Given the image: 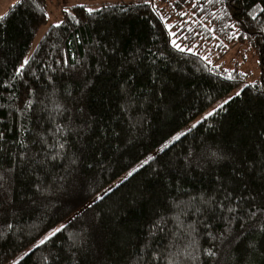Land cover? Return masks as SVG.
<instances>
[{
	"label": "trees",
	"instance_id": "trees-1",
	"mask_svg": "<svg viewBox=\"0 0 264 264\" xmlns=\"http://www.w3.org/2000/svg\"><path fill=\"white\" fill-rule=\"evenodd\" d=\"M169 8L0 13V264L73 212L11 264H264V0ZM240 42L251 80L215 61Z\"/></svg>",
	"mask_w": 264,
	"mask_h": 264
},
{
	"label": "rangeland",
	"instance_id": "rangeland-1",
	"mask_svg": "<svg viewBox=\"0 0 264 264\" xmlns=\"http://www.w3.org/2000/svg\"><path fill=\"white\" fill-rule=\"evenodd\" d=\"M3 1H5V0H2V2ZM12 1L13 0H9V4ZM39 1L47 8V10H48V23H51V22H56V21L59 20V18H60L59 8L61 6H63V5H68V4H71L73 2H82V3H85L88 6L92 7V6H95L96 4H98L99 2L105 1V0H39ZM150 1H155L156 2L158 7L161 8V11H162L163 15L167 16L168 14H171V10L172 9L169 8V1H172V0H150ZM6 8L4 6L0 7V13H2ZM45 26H46V24H44V26H42V27L44 28ZM42 27L38 31L37 36L41 33V31L43 29ZM215 61L216 62H220L227 70L236 69V70L242 71L245 74V76H246L244 81L245 80H251V79L255 78L258 75V73H259V65H258V60H257L256 54L252 50V48L248 45V43H246V42H240V43H236V44H234L232 46H229L227 48L226 52L221 57H219L217 60H215ZM238 88L239 87H236L235 89L230 91L228 94H226L222 98H220L217 101H215L212 105L207 107L205 110L200 112L197 116H195L193 119H191L187 124H185L178 131H176L174 134H172L169 138H167L165 141H163L160 145H158V147L153 149L145 157H143L138 162H136L132 167L138 165L139 162H141L142 160L146 159L149 154H151L154 151H156L157 149L161 148L163 145H165L166 143L171 141L175 136H177L180 132L185 130L187 127L191 126L198 119L202 118L204 115H206L212 109H214L219 103L224 101L229 95H231L232 93L236 92ZM124 174L125 173H123L121 176H123ZM118 179H119V177L114 179L110 184L105 186L101 191H99L96 194H94L87 202H89L93 198L99 196L100 193L103 190H105L107 187H109L110 185L115 183ZM73 213H71L70 215H68L66 218H64L63 220L59 221L58 223H56L54 226H52L50 229H48L46 232H44L36 241H34L31 245L26 247L20 253H18L14 258H12L11 260L7 261L5 264L13 263L30 246H32L34 243L38 242L39 240L45 238L47 235L51 234L54 230H56L59 226H61L62 223L64 222V220H66L68 217H70Z\"/></svg>",
	"mask_w": 264,
	"mask_h": 264
},
{
	"label": "snow or ice",
	"instance_id": "snow-or-ice-1",
	"mask_svg": "<svg viewBox=\"0 0 264 264\" xmlns=\"http://www.w3.org/2000/svg\"><path fill=\"white\" fill-rule=\"evenodd\" d=\"M65 11L67 12V11H69L68 9H65ZM88 11L89 12H92L93 11V9H88ZM0 19H3V17H0ZM55 26H58V25H55ZM169 27H171V26H169ZM173 35H175L174 33H173ZM172 43H173V45L175 46V47H177V48H180V45H178V44H176V41L175 40H173L172 41ZM180 50H182L183 51V49H180ZM191 49H189V51H190ZM24 63L25 64H27L28 63V60L27 59H25V61H24ZM237 95H239V93H237ZM231 99V98H230ZM225 103H227V101H225ZM207 115H212V113L210 112V113H208ZM193 127H195V125H193ZM183 133H181V135H182ZM179 137L177 136V137H175L174 139H178ZM167 145H165V147H166ZM133 171H135V169H133ZM132 174V172H129L128 173V175H131ZM61 229L60 228H57L53 233H52V235H55V232H59ZM48 238H50V237H45V239L44 240H41L39 243L40 244H43L44 242H45V240L46 239H48Z\"/></svg>",
	"mask_w": 264,
	"mask_h": 264
},
{
	"label": "crops",
	"instance_id": "crops-1",
	"mask_svg": "<svg viewBox=\"0 0 264 264\" xmlns=\"http://www.w3.org/2000/svg\"><path fill=\"white\" fill-rule=\"evenodd\" d=\"M8 5H9V0H5L3 2H2V0H0V7L4 6L6 8Z\"/></svg>",
	"mask_w": 264,
	"mask_h": 264
}]
</instances>
